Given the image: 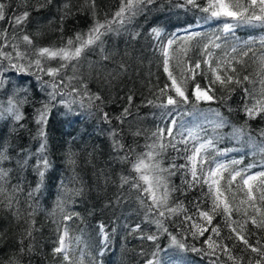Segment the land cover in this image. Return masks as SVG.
<instances>
[{"label": "trees", "instance_id": "obj_1", "mask_svg": "<svg viewBox=\"0 0 264 264\" xmlns=\"http://www.w3.org/2000/svg\"><path fill=\"white\" fill-rule=\"evenodd\" d=\"M3 2L8 7L5 20L0 21V32L6 30L7 40L0 39V50L11 53L12 60L0 56V81H3L0 84V150H6L4 154L9 157L0 161V168L8 171L7 177L0 180V187L5 190L0 193V264H67L61 255L53 254L65 226L73 238L72 264H80L81 254L83 264H147L157 245L162 249L159 253L161 264H235L222 251L209 256L204 251L192 250L193 247L206 250L205 240L210 235L228 245L233 256L243 257L244 264L257 258L256 253L243 251L242 242L228 238L235 234L230 232L225 217L219 213L212 221V226L220 228L219 237L213 235L209 227L203 236L193 238L183 213L165 219L163 222L168 232H159L152 222L157 218L155 213L149 214L146 207L150 201L131 187V180L137 175L132 171V161L149 150L146 145L156 139L152 134L158 128L166 132L172 120L176 121L173 135L177 139H180L177 133L183 126V129H202L201 142L213 140V147L205 153L209 160V164L202 166L205 172L213 161H240L232 164L239 170L264 169V136L261 135L264 133V114L248 119L243 111L245 104L251 105L254 98H260V80L264 79V72L259 57L264 56V44L261 43L264 26L238 25L232 36L240 52L252 49L247 57H243L242 65H235L236 75L241 80L249 76L252 83L227 87L210 83L214 91L209 94L215 99L197 102L192 96L193 86L199 83L206 88L209 82L205 77L213 79L211 73L202 71L187 83L191 103L175 108L154 107L148 101L159 103V90L171 84L164 72L162 54L168 39L178 28L197 25L199 33L193 39L191 50L189 48L192 54L206 42V34L218 24L214 18H209L210 13L200 10L207 6V0H197L200 7L196 8L191 5L179 7L185 4V0H155L131 22L114 23L113 31L101 38L102 45L98 42L85 51L75 72L71 67L61 72L55 78L57 83L61 77L77 78L71 82L65 78L64 84L57 89L63 95L51 100L48 95L51 89L43 82H51L52 78L39 72L34 64L29 66V58L35 59V49L60 47L76 33H86L94 23L92 10L85 6V0H52L45 7H40L43 0ZM66 2L70 3L72 14L61 21L62 6ZM95 3V19L101 22L112 20L121 6V0H95ZM24 11L29 12L27 19L14 25L11 22L13 17ZM153 28L160 30L159 37L152 33ZM24 35L31 37V45L22 40ZM12 44L26 53L24 59L16 57ZM105 56L108 59H104ZM58 63V60L44 61V66L56 67ZM11 64L17 67L13 68ZM21 66L24 71L17 70ZM171 69L175 74V65ZM177 79L179 81L178 76ZM243 88H248L251 95H246ZM94 94L102 99L90 101L88 97ZM169 94H173L171 90ZM9 100L19 106L22 120L16 121L7 112ZM45 104L49 105L46 124L43 125L47 145L41 154L42 138L38 136L41 125L37 119L38 110ZM125 108L129 114L121 123L116 117L121 116ZM216 111L227 120L224 127L214 126L218 120ZM104 113L108 114V120L104 119ZM237 128L244 129L243 134L235 133ZM137 132L140 135H135ZM117 141L124 145L123 150L116 147ZM192 146L193 142L189 140L188 153L168 148L163 156V166L167 167L173 161L176 165L186 164L185 156L190 154ZM178 147L183 149L185 146L179 144ZM126 153L128 160L122 159ZM40 155L50 163L42 184L36 171ZM186 171L175 170V175L170 177V186L177 190L172 192L169 204L182 203L187 214L199 223L195 205L208 210L212 201L207 185L189 188L184 184L183 173ZM122 177H129L130 183L122 185ZM240 183L238 177L233 182L232 191L227 192L231 198L233 193L236 194L231 202L234 208L247 207L239 204L244 199L237 187ZM141 199L145 201L144 205L140 203ZM258 205L264 208V203L258 202ZM66 214H73L72 219L64 220ZM253 214L248 208V215ZM231 219L243 222L246 217L233 211ZM137 225L139 230L133 231ZM27 230L32 232L30 237ZM168 233L185 243L187 250L172 245ZM145 234H156L158 240L141 239ZM244 234L253 246H258L257 241L264 245V228L255 227L250 220ZM77 237L81 238L78 244ZM21 247L25 249L23 252Z\"/></svg>", "mask_w": 264, "mask_h": 264}, {"label": "snow or ice", "instance_id": "obj_2", "mask_svg": "<svg viewBox=\"0 0 264 264\" xmlns=\"http://www.w3.org/2000/svg\"><path fill=\"white\" fill-rule=\"evenodd\" d=\"M155 0H121V6L118 11L115 12L112 20H106L101 22L98 19H95L96 13V3L95 0H85V6L89 7L92 10V15L94 18L93 25L89 28L86 33H76L73 37H69L66 39L64 44L60 47H40L34 50L35 59L31 60L29 58V66L32 64L38 69L39 72L44 73L48 77L52 78L51 82H43L47 85L51 91L48 93L51 100H55L57 95H63L62 92L57 91L60 84H64L65 78L71 82V80L76 79L75 76L70 77H61L59 83L56 82L55 78L59 77L61 72H65L69 67L72 68L73 72L76 70V64L79 63L83 54L86 50L92 48L93 45H97L98 42L102 45L101 38L107 33L113 31L112 25L114 23H119L123 25L125 21L131 22V20L140 12H143L144 8L147 5L154 3ZM52 0H43L40 4V7H45L48 4H51ZM185 5H191L192 7H200L197 4V0H185L184 5H178L179 7H184ZM8 5L0 0V21L5 20V11ZM201 11L205 13H210L209 18L221 19L223 18L226 21L223 24V31L225 33L231 32L234 27L238 25H260L264 26V0H207V6L200 8ZM63 15L61 17V21L63 19L70 16L72 13L70 11V3L66 2L62 6ZM29 16L28 11H24L21 15L14 16L12 19V23L14 25H19L24 22ZM60 31H63V28H60ZM152 33L159 37L161 32L159 29L153 28ZM193 36L198 35L197 33H193ZM15 37H13L14 39ZM0 39L7 40V32L4 30L0 32ZM219 39V37H217ZM22 40L31 45L33 43L32 39L28 35H24ZM174 41L168 40L165 47L162 48V54L164 56L163 60V68L164 72L167 73L168 79L171 81V84H166L164 88L159 90V95L157 99L160 101L157 103L156 101L149 100L148 104L153 105L154 107L160 108H168L169 106H173V108L179 105H187L191 103L189 95L187 94V83L189 80H194L197 73V70L201 68L200 61H196L194 64L191 61L185 59L187 55V49H181L180 55L176 57V65H175V74L172 69L169 67V61L173 57L170 56L168 49L172 48ZM248 43V42H245ZM261 43L264 44V38L261 39ZM209 44L214 48H220L221 45L215 43L214 41H210ZM209 44L204 46L203 54H204V63L207 65L208 71H210L214 75V79L212 84H219L222 87H227L230 84L242 85L244 82L252 83L249 76H244L243 80L239 78L237 73L236 64H243V57H247L249 52L252 51L251 48H248L242 52H240V59L237 60L235 57H232L228 60H219L216 62L215 66H213V53L208 51ZM11 47L16 52V57L19 59H24L26 57V53L20 52L18 50V46L16 44H12ZM102 50V49H101ZM232 53H237L238 48L233 46L231 48ZM0 56H3L5 59L11 61L12 54L5 53L0 50ZM104 59H108L107 56L103 57ZM58 60V66L56 67H45L44 61ZM76 63H73V62ZM259 64L261 71L264 72V56L259 57ZM11 67L16 68L15 64H11ZM18 71H24L23 66L17 69ZM224 73L223 75L221 73ZM231 73V74H229ZM35 74V73H34ZM179 77V81L177 79ZM38 80H42V77L37 76ZM3 81H0L2 84ZM261 92L260 98L255 99L251 105L245 104L243 111L248 119H255L257 116L264 114V79L260 80ZM86 89L87 85H83ZM169 90L172 91L173 94H169ZM73 91H78L77 89H73ZM214 91L211 85H208L206 88H201L200 84L197 83L193 86L192 96L194 100L199 101H213L215 97L213 95H209V92ZM243 91L246 95H251L249 93L248 88H243ZM87 94V93H85ZM90 101L92 100H101L102 98L98 94H94L88 97ZM129 102H131L132 97H128ZM65 104H69L67 101H63ZM23 103V101H21ZM82 103V101H81ZM49 105L45 104L42 109L38 110V119L37 123L41 125V128L38 131V136L42 138V143L40 146V153L42 154L46 150L47 139L46 134L43 129V125L46 124L47 114H48ZM7 112L16 120L20 121L23 119V115L20 112L19 106L12 100H9V107L7 108ZM129 114L128 108H125L122 115L116 117L121 123H123V117H126ZM218 120L215 122L216 128L224 127L227 123V120L219 113V111L215 112ZM2 116V113H0ZM104 119L108 120V114L104 113ZM171 126L165 129L158 128L156 132L152 135L156 137L154 142L150 145H146L149 149L145 153L139 154L134 161H132V171L136 173V177L131 180V187L136 188L140 192H142L147 200L150 201L149 204L146 205L148 209V213H155L156 219L152 221L157 225V229L159 232L167 233L168 229L164 226V220L169 217L178 215L180 213L184 214V220L189 222V230L193 238L197 236H203L205 232L209 230L211 227V232L213 235L219 237L220 236V228L219 226H212V221L214 216L219 213L225 217V225L230 228V232L234 233L235 236H229L228 238L236 239L243 243L245 248L243 251L250 250L253 253H256L255 259L249 260L248 264H264V245H260V242L257 241L256 244L258 246H253L249 243L248 239L245 236L246 225L249 220L252 225L257 228H264V208H261L258 205L259 203H264V171H260L255 174H249L247 169L244 170H232L229 171V166L224 163L215 162L210 165L205 172L203 169V165L209 164V160L206 153V150L213 147L212 139H204L201 142L200 128H188L183 129L181 126V130L178 131L177 135L180 139H177L176 136L173 135V129L176 126V121L172 120L170 122ZM186 132V135H185ZM234 132L237 134H243L244 129L237 128L234 129ZM115 136V132H113ZM135 135H140L139 132L135 133ZM264 136V133H261ZM167 137V143H165V138ZM189 140L193 142V146L190 150V154L185 156L186 164L176 165L175 162L169 163L167 167L163 166V156L166 153L168 148H172L176 152L184 151L185 153L189 152L187 147ZM199 142V143H197ZM183 144L185 147L183 149L179 148L178 145ZM116 147L123 150L124 145L120 144L118 141L116 142ZM6 150H0V161L7 160L9 157L4 154ZM132 149H129L131 152ZM264 151V149H262ZM124 160H128L129 156L127 153L124 157ZM74 163V161H73ZM233 165L240 163V161L233 160L231 162ZM50 167L49 160L40 155L39 163L36 166L37 175L40 178V184L43 183V179L45 177V173ZM252 166H249V168ZM179 169H187L186 172L183 173L185 176L184 184L189 188L198 185L205 184L208 186V195L211 197V207L208 210H201L199 205L196 204V216L201 222H197L193 216L187 214V209L184 207L182 203H177L175 206H171L169 204V200L171 198L172 192L176 191L175 187L170 186V177L175 175V170ZM228 172L227 178H225L224 173ZM8 171L6 169L0 168V180H4L7 177ZM190 176V178H189ZM237 177H240L241 183L237 185V187L244 193V199L239 201L240 205H247L245 208L241 207H233V204L230 202L227 192L232 191L233 182L237 180ZM122 185L130 183L129 177L121 178ZM221 181H224V184H221ZM39 185L37 186V190ZM5 190L0 187V193ZM258 193V195H257ZM77 194H79V190H77ZM31 195V194H30ZM236 194L233 193L232 199L235 200ZM140 203L142 205L145 204V201L141 199ZM248 208H251L254 212L253 215H248ZM233 211L241 213L246 217L243 222L232 220L231 217L233 215ZM167 213V215H166ZM73 214L64 215V220L72 219ZM78 215V214H77ZM236 225V226H232ZM103 228V226H101ZM140 226L137 225L133 231L139 230ZM27 236H31V230H27ZM171 239V244L176 246L181 250H187V245L183 243L181 240H178L175 235L168 233ZM186 238V237H185ZM80 237L76 238V243L78 244L80 241ZM107 239V235L105 234V240ZM141 239L156 242L158 240V235L156 234H145L141 236ZM19 243L23 245V240H20ZM205 243L207 245V249H196L192 248L193 251H204L205 254L209 256H215L218 251H222L225 255L228 256V259L233 260L235 264H244L243 257H235L233 256L232 249L228 247V245L223 244L217 240L212 238L210 235ZM73 238L70 237L67 226L64 227L62 234L59 235L57 246L53 249L54 255H61L63 260L67 262V264H72V258L70 256V252L72 250ZM235 246V245H234ZM25 249L23 247L20 248V251L23 252ZM30 250V249H29ZM162 249L159 246H156V250L152 253L153 258L147 261V264H161L159 259V253ZM103 253H101L102 255ZM80 264H83V255L80 257ZM215 264V262H213Z\"/></svg>", "mask_w": 264, "mask_h": 264}, {"label": "rangeland", "instance_id": "obj_3", "mask_svg": "<svg viewBox=\"0 0 264 264\" xmlns=\"http://www.w3.org/2000/svg\"><path fill=\"white\" fill-rule=\"evenodd\" d=\"M215 22H218L217 26L213 29V31H210L209 33H207V37H205V41L200 44L199 48L196 49L195 52H193L192 54H190V50H191V45L193 43V39L196 38V35L193 36V33H199V30L197 27V25H189V26H184L181 28L176 29V31L174 32V34L172 35V37H170L168 40H173L174 43L172 45L171 49H168L170 56H172L173 58L170 59L169 61V67L170 69L172 68L173 65H176V57L180 55V50L181 49H187V55L185 57L186 60L191 61V63H195L196 61H200L201 63V68L199 70H197L198 72H202L204 71L205 74L206 72H209V74L211 73L210 71H208L207 69V65L203 62L205 57L203 54V50H204V46L206 44H209L210 41H214L217 44H220L221 47L220 48H214L209 44V49L208 51L213 53V66H215L216 62L219 60H228L231 59L232 57H235L237 60H239V53H240V48H238V52L237 53H232L231 52V48L233 46H235L236 44H234V40H232V36L234 35V29L231 32H227L225 33L223 31V24L225 23L223 18L221 19H215ZM227 22H232V21H227ZM217 37H219V39H217ZM190 48V50H189ZM212 74V73H211ZM222 75L224 74L223 72L221 73ZM212 78L214 79V75L212 74ZM206 81L209 82V85H211L210 83H212L213 79L210 80L207 76L205 77ZM211 81V82H210ZM207 82H204V85H208L206 84ZM203 88V87H201ZM210 95V94H209ZM209 102V101H208ZM224 164H227L229 166V171L232 170H239V168L237 167H233L232 163L227 161V162H222ZM260 171H264V169H258V170H248L249 174H255L258 173ZM225 178H227L228 176V172L224 173ZM238 178V177H237ZM240 180V177H239ZM241 182V180H240ZM221 184H224V181H221ZM243 193V192H242ZM229 197L230 202H232V198L231 196L226 193ZM244 194V193H243Z\"/></svg>", "mask_w": 264, "mask_h": 264}]
</instances>
